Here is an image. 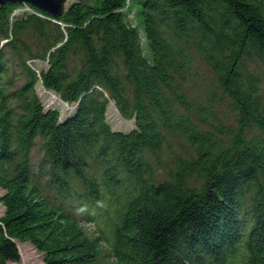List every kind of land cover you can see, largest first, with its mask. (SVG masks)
Returning <instances> with one entry per match:
<instances>
[{
	"label": "trees",
	"instance_id": "1",
	"mask_svg": "<svg viewBox=\"0 0 264 264\" xmlns=\"http://www.w3.org/2000/svg\"><path fill=\"white\" fill-rule=\"evenodd\" d=\"M197 57L214 73L203 92ZM111 101L133 128L112 126ZM0 186V264L18 242L44 264H264V0L2 5Z\"/></svg>",
	"mask_w": 264,
	"mask_h": 264
},
{
	"label": "rangeland",
	"instance_id": "2",
	"mask_svg": "<svg viewBox=\"0 0 264 264\" xmlns=\"http://www.w3.org/2000/svg\"><path fill=\"white\" fill-rule=\"evenodd\" d=\"M125 9L129 11V16L132 22L140 27V20L137 15V7L134 6L131 3H127ZM144 41V47L145 51L148 52L147 46H146V40L143 38ZM34 64L37 68H41L42 66L47 65V62L34 59ZM30 61V62H32ZM214 80V73L210 69V67L202 60L200 57L196 58L194 69H193V76L190 79L189 87L193 88L197 92H203L207 89L208 85ZM39 94L41 95L44 103L46 106L54 105L58 106V108L61 110L62 115H65L68 113L69 106L66 102L62 101L60 96L51 90H47L43 87L42 82L40 81L37 85ZM223 113L222 115L225 116L226 121L229 124H233V115L230 114L229 111L225 107H219ZM108 119L112 126L114 128L123 129V130H129L134 127V120H127L125 119L119 112L117 106L115 105L114 101H111L108 107ZM179 152V151H177ZM172 151H168L167 155L168 157H171ZM40 159L39 152L36 149L34 152V160L38 161ZM164 177L165 174L162 172L160 174V177ZM4 190L0 186V198L4 194ZM75 212L82 217L84 212L87 214L89 213H95L94 220L86 221L82 220L83 224L85 225V228L90 235H98L100 234L101 230H105V222H103L99 212L95 211L94 208L88 205H84V207L79 206ZM5 213V206L3 203L0 202V217L3 216ZM20 251H21V260L19 262H11L10 264H44L43 262V253H41L39 250H37L30 242H18ZM105 261L107 264H111V258L108 261V256H110L111 252H105Z\"/></svg>",
	"mask_w": 264,
	"mask_h": 264
},
{
	"label": "water",
	"instance_id": "3",
	"mask_svg": "<svg viewBox=\"0 0 264 264\" xmlns=\"http://www.w3.org/2000/svg\"><path fill=\"white\" fill-rule=\"evenodd\" d=\"M31 2L33 5L47 10L55 17H60L68 11L75 1L78 0H0V7L8 2Z\"/></svg>",
	"mask_w": 264,
	"mask_h": 264
}]
</instances>
